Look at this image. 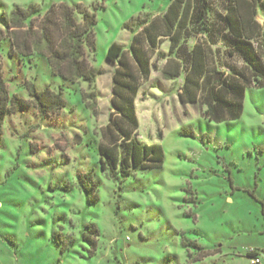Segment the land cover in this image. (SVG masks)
<instances>
[{
	"label": "rangeland",
	"instance_id": "obj_1",
	"mask_svg": "<svg viewBox=\"0 0 264 264\" xmlns=\"http://www.w3.org/2000/svg\"><path fill=\"white\" fill-rule=\"evenodd\" d=\"M171 1L0 0L1 29L2 16L14 6L33 3L44 12L52 3L85 5L97 18L96 53L86 49V58L99 69L96 100L89 99L95 102L93 111L81 98L90 91L86 82L63 80L51 73L44 56L10 55L9 40L0 43L10 95L29 100L7 114L2 126L0 264H251V252L260 259L257 264H264V85L246 88L237 119L215 122L202 116L200 100H180L184 69L173 79L163 75L170 68L168 58L177 56L185 66L182 49L189 51L196 42L208 53L207 75L249 74L226 21L230 0H207L208 30L195 22L199 0H192L193 15L178 54L169 52L170 41L163 38L152 56L155 67L135 99L137 137L162 145V166L136 170L121 184L99 169L98 144L112 110L117 64L106 60V50L112 42L126 49L141 22L162 15ZM255 11L257 35L250 51L264 64V0ZM26 82L61 89L65 107L42 116ZM186 125L195 137L181 134ZM87 171L100 180L95 203L78 187L77 174ZM90 223L98 228L93 252L82 239ZM64 243L68 246L62 249ZM202 252L209 253L199 258Z\"/></svg>",
	"mask_w": 264,
	"mask_h": 264
},
{
	"label": "trees",
	"instance_id": "obj_2",
	"mask_svg": "<svg viewBox=\"0 0 264 264\" xmlns=\"http://www.w3.org/2000/svg\"><path fill=\"white\" fill-rule=\"evenodd\" d=\"M259 1L230 0L226 16L232 35L238 39L236 46L250 65L249 74L237 71L219 79H216V73L207 75L208 53L200 42L194 43L189 51L182 49L185 66L177 56L167 60L170 68L164 69L165 78L173 79L185 70L180 100L186 103L200 100L205 106L202 116L211 121L237 119L243 110L246 88L252 83L258 87L264 85V64L259 58L252 57L250 51V40L257 35L255 10ZM193 7L192 0H172L162 15L141 22L139 30L133 31L126 49L118 42L108 46L106 60L117 64L112 75V110L101 129L98 144L99 169L106 178L118 180L121 184L125 176L136 170L162 166V145L143 142L137 137L139 120L135 99L140 86L155 67L152 56L160 41L168 38L169 52L178 54L180 48L177 45L188 28ZM208 11L207 0H199L194 20L202 23L204 30H208L204 24ZM77 14L81 15V19ZM2 18L4 29L0 28V43L4 38L9 40L10 55L15 53L23 58L35 54L44 56L53 75L70 83L78 80L86 82L90 91L83 92L81 98L94 111L97 96L94 85L99 69L87 60L86 49L96 53L95 13L82 3H52L44 12L39 5L32 3L26 7L14 6ZM157 55L165 56L160 51H157ZM25 88L42 116L57 113L66 105L61 89L55 91L48 86L38 89L35 82H26ZM89 99L94 101L90 102ZM28 103L29 100L18 94L10 95L0 63V139L6 115L28 106ZM180 130L183 135L195 137L191 125L183 126ZM76 178L78 187L86 194L88 201L95 203L100 180L94 178L91 171L78 173ZM97 233L98 228L93 223L86 225L82 232V239L90 245L92 252L97 247ZM67 246L64 243L62 249ZM208 253L202 252L199 258ZM249 255L255 256V253Z\"/></svg>",
	"mask_w": 264,
	"mask_h": 264
},
{
	"label": "built area",
	"instance_id": "obj_3",
	"mask_svg": "<svg viewBox=\"0 0 264 264\" xmlns=\"http://www.w3.org/2000/svg\"><path fill=\"white\" fill-rule=\"evenodd\" d=\"M259 262H260V259L258 257H256V256H251L250 257V263L251 264H257Z\"/></svg>",
	"mask_w": 264,
	"mask_h": 264
}]
</instances>
